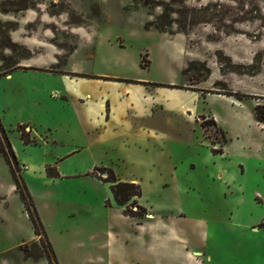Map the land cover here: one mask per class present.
Returning <instances> with one entry per match:
<instances>
[{"label": "rangeland", "instance_id": "1", "mask_svg": "<svg viewBox=\"0 0 264 264\" xmlns=\"http://www.w3.org/2000/svg\"><path fill=\"white\" fill-rule=\"evenodd\" d=\"M26 3L9 0L0 9L18 16ZM44 3L58 54L31 56L9 39L16 23L0 22V115L19 162L13 171L0 154V264H22L26 252L40 259L43 251L66 264H93L90 258L126 244L119 235L105 245L111 223L114 232L136 223L119 215L110 171L138 177L149 205L168 203L202 221L195 248L203 264H264V123L256 119L264 113V0ZM22 57L34 62L4 73ZM99 73L197 90L202 100L172 101L173 108L214 110L226 133L212 122L204 132L196 118L173 112L161 126L165 158L143 155L133 164L102 155L87 147L76 113L84 108L78 93L98 90L87 80ZM164 160L167 171L154 169ZM197 221L182 222L190 241Z\"/></svg>", "mask_w": 264, "mask_h": 264}, {"label": "crops", "instance_id": "2", "mask_svg": "<svg viewBox=\"0 0 264 264\" xmlns=\"http://www.w3.org/2000/svg\"><path fill=\"white\" fill-rule=\"evenodd\" d=\"M7 1L9 0H0V5ZM26 1L18 16L8 13V10L0 9L1 23L4 25L11 24L13 21L16 23L15 29H9V39L19 43L22 48L31 53V56L44 50L58 54L59 47L52 36L54 29L50 26L53 22L47 20L52 19V15L43 8L44 0ZM54 60L55 57L50 56L49 61ZM33 62L31 59L22 57L13 67L6 69V72L8 71L9 75L12 70L20 68L23 64L28 65ZM89 79L87 80L89 85L98 87V90L88 88L82 94L78 93L77 96L84 108H76V113L87 130L86 137L89 138L87 147L97 146L102 155L115 154L118 155V160H130L133 164L142 161L143 155H148L153 160L165 158L168 137L161 126L166 123V120L171 122L173 112L178 115L185 113L186 118H196L194 122L200 125L204 132L203 120L205 119L213 120L211 125L213 128L223 132L227 128L214 110L205 114V108H199L200 105L197 108H173L172 101L176 104H185L203 98L201 92L197 90H171L164 85L173 84L174 81L147 82L134 78L108 76L106 73H99ZM157 116L158 122L155 121ZM161 119H165V122ZM28 127L27 125L26 129ZM153 167L163 173L167 171L168 160H164L162 167L160 165L157 167L156 164ZM178 169V164H174L173 170L169 172L170 176H177ZM136 178H120V180L138 183L140 179ZM141 186L143 195L140 198V204L147 208V214L143 217H132L125 214L124 206L116 203L119 215L136 223L124 230L121 226L118 232H114L115 224L111 223L106 228L108 241L105 245L120 241V236L126 240V244L118 248L112 247L107 255L90 258V262L93 264H174L177 262H179L177 264H203L198 256L200 251L195 248L198 241L204 238L205 232L201 226L203 222L188 218L180 208L181 211L168 209L170 206L168 203L149 205L144 195L145 184L142 183ZM169 188L170 185L165 183L164 191ZM188 221H197L190 227V234L193 237L191 241L187 238L188 223H182ZM181 226H185V229ZM253 228L259 230L257 226ZM50 254L51 252L47 254L43 251L40 259H36L26 252L22 264H66L62 257L58 258L55 251L53 258Z\"/></svg>", "mask_w": 264, "mask_h": 264}, {"label": "trees", "instance_id": "3", "mask_svg": "<svg viewBox=\"0 0 264 264\" xmlns=\"http://www.w3.org/2000/svg\"><path fill=\"white\" fill-rule=\"evenodd\" d=\"M6 73V71L4 72ZM3 73V74H4ZM1 75V74H0ZM159 85V84H157ZM161 85V84H160ZM163 85V84H162ZM229 96H238L236 94H228ZM260 105H258L259 107ZM257 107V110L260 109ZM256 119L259 122L264 123V113L263 115L256 114ZM209 121V120H208ZM213 123V120H210L209 122L205 121L203 122V125L206 127L209 123ZM0 154H3L6 161L10 165L11 169L14 171V165H19V162L17 160V156L15 153V150L13 148V145L9 139V136L7 134V131L5 129V126L3 124L2 117L0 115ZM102 170H107L106 168ZM111 175L113 176L111 185L115 200L118 205L124 206L125 214L130 215L132 217H143L147 214V208L140 204L139 200L143 195L142 186L139 183L136 182H128V181H121L116 175L114 171H110ZM132 200V204H129ZM134 206L137 208L134 210ZM32 218V216H31ZM37 218V217H36ZM39 221V219H36V221ZM36 230L35 232L39 235L40 230L38 229L36 223H35Z\"/></svg>", "mask_w": 264, "mask_h": 264}]
</instances>
